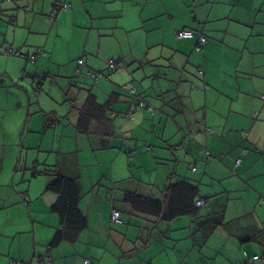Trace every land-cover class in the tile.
<instances>
[{
    "label": "crops",
    "instance_id": "1",
    "mask_svg": "<svg viewBox=\"0 0 264 264\" xmlns=\"http://www.w3.org/2000/svg\"><path fill=\"white\" fill-rule=\"evenodd\" d=\"M56 1L0 0V33L11 35L0 34V44L4 42L7 55L0 54V95L10 88L9 77L14 82L24 79L29 81L23 87L31 102L28 101L26 117L18 108L20 103L17 101L18 107L13 104L15 112L10 124L5 123L0 112V143L19 142L21 135L24 144L31 143L32 129L45 124L33 121L36 112L44 108L42 102L37 106L35 97L45 92L46 83L54 82L56 77L42 79L44 74L36 72L35 65L39 57H49V53L39 54L34 61L31 53L25 54V61L15 53L8 54L7 47L27 53L34 43L18 44V36L33 33L36 25L44 26L46 20L38 24L39 17L51 15ZM63 1L70 8L59 10L45 41H50L53 32L62 34L60 19L73 20L69 28L81 23L97 29L96 54H89L85 47V53L67 56L66 61L57 63L63 69L61 82H73L81 69L97 74L99 80L87 78L90 81L86 82L92 87L97 84L96 100L102 108L97 112L88 110L86 99L79 101L80 106L69 112V123H59L57 118V123L51 120L46 128L56 129L54 138L64 147L65 163H70L67 170L61 168L57 154L58 170L75 178L81 192H88L92 204L97 197V219L88 215L87 229L50 247L61 225L59 215L52 211L56 195L47 190L51 175L31 173V185L37 186L32 193L29 188L18 189V173L0 171V264H239L246 257L262 254L264 217L256 215L255 207L264 211V192L251 179L257 177V184L264 188V0ZM182 29L207 37L202 52L196 50L197 38L177 37ZM119 31L125 33L127 42L140 43L142 51L131 46L128 53L111 56L125 75L122 71L102 70L104 63L100 64L98 58L106 46L115 44L113 36ZM145 38L155 42L148 46ZM201 66L204 75L199 73ZM33 72L41 83L33 79ZM130 82L137 93L157 107V113L137 107L134 120L128 118L132 95L123 85ZM86 112L95 116L84 115ZM106 118L113 119L110 136L98 132L97 123ZM71 144L76 148L68 149ZM204 147L215 157L222 155L221 159L207 160ZM8 154L0 151V161ZM133 158L148 159L162 173L147 180L142 175L133 178L129 173H115V162L120 165L128 160L133 166ZM240 158L242 165L237 168ZM50 161L51 155L43 157L45 165ZM94 166L97 171L83 173V168ZM143 167L149 169L147 165ZM249 173L254 174L247 177ZM175 180L199 186L197 199L204 203L196 212L166 221L138 213L124 202L127 190L161 199L169 182ZM85 185H89L87 190ZM250 189L256 190L253 200ZM27 192L32 195L29 201ZM41 196L45 201L36 203ZM117 201L124 205H117ZM114 208L121 209L124 224L112 223ZM126 215L131 217L129 223L134 224V229L122 227L128 221ZM154 222L161 233L142 229L144 225L154 226ZM113 226H121V230ZM214 238L219 242L218 254L208 243ZM255 264L263 262L257 260Z\"/></svg>",
    "mask_w": 264,
    "mask_h": 264
},
{
    "label": "rangeland",
    "instance_id": "2",
    "mask_svg": "<svg viewBox=\"0 0 264 264\" xmlns=\"http://www.w3.org/2000/svg\"><path fill=\"white\" fill-rule=\"evenodd\" d=\"M22 1V0H20ZM68 4L67 2H65ZM69 7L66 9L61 10L62 11H68L70 8V4H68ZM21 7L24 6L23 2L20 4ZM56 13L54 15V18H52L53 11L50 14L46 13V17H39L38 24H40L42 21L46 20V24L44 26L42 25H36L33 28V33H20L23 35L22 38L21 36H18V44L24 43V45L27 46V43H34L31 48H28V52H24L21 49H14L11 45H8V47L13 48V54L15 53V57L17 58H22L25 61L26 60V55H33L31 58V61L35 60V57L37 59V56H47L49 53V57L46 58H41L39 57L37 60V66L36 67V72L41 71L44 75L42 76V79L45 78H50V77H56V80L54 82H47L44 89L45 92H40L36 97V102L38 106V102H42L43 107H40L43 110H38L36 115L34 116L33 121L39 123V122H45V124L37 125L32 129V142L31 143H23L22 140V135L21 139L19 142H13V143H0V151L9 153L8 155L5 156L4 160L0 161V171L2 173H18V176L16 177V182L18 184V189L19 190H29L34 193L37 186L36 184H32V179L29 178L31 173H33V165L37 168H52L51 166H57V160L59 157V166L61 168H64V170H67V166H70V163H65L64 161V147H62V144L54 138L56 134V129L52 128L50 129L48 126L46 128V123H50L51 120H53V123H57V118H59V123L65 122L69 123L71 113L70 110L73 109V107L78 105L79 101H84L85 99H88V96H91L92 94L97 97V84H95L93 87L92 85L88 84L86 81H90L89 79L87 80L86 77H83L82 80L78 79L79 76H77L76 80L73 82H61V76H62V66L58 65L57 62H63L67 60V56L72 57V55H77L78 54H83L85 53L84 48H87V51L90 52L89 54H92L93 51H95V54L97 53L96 47H97V29H90L87 28V26L82 25L81 23H76L77 27H72L69 28V25L73 23V20H70L69 18L65 19H60V22L62 23L63 27V32L60 36L63 37V39L58 36L55 32H53L50 35V41L46 42L45 39L47 38V34L50 32V26L54 23L55 20H57L58 15L60 14ZM7 19V17H6ZM116 21V19H114ZM78 21H80V18L78 17ZM124 30V29H123ZM1 35H6V36H11L9 35L10 33H0ZM115 37L113 36V39L115 41V44L111 46H106L107 50L104 51V53L98 57L100 60V64L104 63L105 69L108 71L111 70L109 68V60H111V56H114L115 53L117 52H124L128 53L132 47L134 46V49H140V43L137 44L136 41L133 42H127L126 41V35L124 32H118L114 33ZM57 37V40L54 41V38ZM59 38V39H58ZM148 40V43H147ZM155 42V40L152 39H147L145 38V43L150 46ZM17 44V48H19V45ZM71 46L70 48V55H68V47ZM139 46V48H137ZM146 45L144 44V47ZM7 47V48H8ZM22 47V46H21ZM5 48L4 42H1L0 44V54L6 55L3 52ZM23 48V47H22ZM148 49V47H146ZM153 47L152 49H154ZM43 49V50H42ZM151 49V50H152ZM26 54V55H25ZM1 56V55H0ZM7 56V55H6ZM109 59V60H108ZM116 59V58H115ZM114 60V59H113ZM114 72L117 71H122L124 75L126 74L125 70L123 68H118L117 70H113ZM33 76V79L36 78V81L41 83L40 77H36V73H31ZM127 80L130 81L129 77L126 76ZM11 81V86L10 88H7L2 92V95H0V112L2 111V116L3 120H5V123L10 124L12 122L13 118V113L15 110H13L12 106L13 104L17 103V101L20 103V110L25 114V117L27 116L28 112V104L31 103L29 101V96L24 89L23 86L28 85L29 81H25L24 79L18 80V81H13L9 77ZM92 79L97 81V76H92ZM99 80V78H98ZM17 83V84H16ZM51 85L49 86V84ZM103 83V82H101ZM132 82L129 83L131 85ZM61 85V87H60ZM124 85H127L124 84ZM123 85V86H124ZM63 86V87H62ZM65 87V88H64ZM92 87V88H91ZM63 88V89H62ZM19 89V90H18ZM94 91L96 93H91V91ZM100 92H103V88L99 87ZM33 91V90H32ZM18 93V94H17ZM32 97V93L30 94ZM29 101V103H28ZM83 103V102H82ZM80 105H78L79 107ZM35 108V109H36ZM13 115V116H12ZM73 117L75 114H72ZM59 126V124L57 125ZM171 132V129L168 130V133ZM209 133H214L213 127L209 126ZM15 138V135H13V139ZM64 146V145H63ZM68 149H73L76 148L75 145L71 144L67 146ZM82 148V145H81ZM86 149L88 146L86 145ZM67 149V150H68ZM52 151H57V152H52ZM58 154V157L56 156ZM51 155V161L49 162L50 165H45L43 162V157L46 156L48 157ZM127 159H128V154H125ZM204 155V154H203ZM222 155H218L215 157L213 154V158H216L219 160L221 159ZM206 158V156L204 155ZM211 160V159H209ZM133 162L135 165L130 166V163H128V160L123 162L122 164L119 165L118 162H115V173H129V175H133V178H137L138 176H143L144 179H149V177L153 176L155 179L157 178L158 173H162V170L159 168H154L153 166L156 165H151L148 161V159H143V161H140V159L133 158ZM105 163V162H104ZM108 164L111 165L110 162H107ZM147 165V168L145 169L143 166ZM94 169V171H97V166L94 167H85L83 168V173H88L89 170ZM108 169H111V167H108ZM224 173H220L219 175L223 176ZM254 173H249L247 177L252 176ZM24 175V176H23ZM19 182H18V180ZM24 178V179H23ZM52 180V176H51ZM253 182L256 183V186L264 192V188H262L260 185L257 184V177L251 179ZM88 181V179L86 180ZM145 181V180H143ZM146 182V181H145ZM128 183V182H127ZM130 184V183H128ZM216 185H218V181L216 182ZM47 186V185H46ZM142 186H146V184H143ZM89 188V185L87 186ZM87 187L85 185V190H87ZM203 187V186H202ZM147 188H142V191L146 190ZM214 191V190H213ZM255 189H250V197L255 199ZM29 192V191H28ZM27 192V200L29 201V197L32 195H29ZM203 193V190H202ZM147 194V193H144ZM213 194V193H212ZM52 195V194H49ZM25 196V197H26ZM204 196V194L202 195ZM90 197V196H89ZM84 202L82 203V210L88 215H91L94 220L97 219V197L95 196L93 198V204L91 201L88 199V192L87 191H82V199ZM264 201V199H261ZM37 201L43 202L45 201V198L43 196L39 197ZM116 201V200H115ZM111 202V201H110ZM119 201L116 202L117 205H124V203H118ZM28 205V203H25ZM92 204V206L90 205ZM256 210V215H260L264 217V211L260 210V208L257 206ZM128 218V221L126 222L125 225H123V228L130 227L131 229H134V224H130V216L126 215ZM126 218V219H127ZM112 225V224H111ZM121 226H113L115 229H119ZM142 228V227H141ZM144 229V228H142ZM148 230V229H147ZM156 233H161L159 231V228L154 229ZM132 233V232H131ZM173 233V232H169ZM184 234V233H183ZM136 235V232H135ZM218 239L214 238L208 241L210 246L215 247V250L213 253L218 254V249H216V246L218 245L219 242H217ZM208 253L210 252L209 249H205ZM257 252L262 253L261 249H257ZM214 258V257H213ZM207 261V260H205ZM212 262V261H211Z\"/></svg>",
    "mask_w": 264,
    "mask_h": 264
},
{
    "label": "trees",
    "instance_id": "3",
    "mask_svg": "<svg viewBox=\"0 0 264 264\" xmlns=\"http://www.w3.org/2000/svg\"><path fill=\"white\" fill-rule=\"evenodd\" d=\"M182 30H190V29H182ZM180 30V31H182ZM194 31V30H192ZM195 32V31H194ZM178 33V32H177ZM196 33V32H195ZM178 37V36H177ZM179 38V37H178ZM197 38V45L196 50L198 52H202L205 43L207 42V37L205 42L200 43L198 42V35L196 33ZM183 39V38H179ZM184 39H193V38H184ZM114 63L113 67H110L111 70H116L119 68V64L116 60H111ZM109 61V65L110 62ZM199 73L204 75L205 69L201 66L199 68ZM99 76L94 74L91 71L83 72L82 69L78 73V79L81 78H92V76ZM128 85H124L123 89L127 90L128 94L131 96V103H130V110L127 114L128 118L134 120L135 112L137 107H143L148 109L152 114L157 113L158 109L153 104L148 102L140 93H137L136 88ZM197 88V86H196ZM264 99V95L262 96ZM85 107L87 106L88 110L97 109L100 110L102 105H100L95 95L89 96V98L84 103ZM95 113V112H94ZM87 116H95L89 112L84 113ZM98 117V115H97ZM103 123L98 122V127L100 126L99 133H102L104 136H110L112 130L110 129V122L113 121L112 118L104 119ZM202 152L207 157L206 159L213 160V155L209 149L206 147L203 148ZM242 165V158L236 161V167L239 168ZM193 170H196V167H193ZM34 175L38 174H45L51 175L52 180L48 184L47 190L55 193L56 200L52 204V211L57 213L61 219V225L56 228L55 234L53 239L50 243V247H56L59 245L63 240L68 238V236L73 235L81 230L87 229L89 227V218L88 216L81 210L80 202L82 199V192L80 190L79 184L77 180L73 177L67 176L62 174L58 168H45L42 170H38L36 167L33 170ZM137 185V184H136ZM199 186L197 184H193L187 180H175L170 181L167 185L163 198H155L146 194H142L139 191H125L124 194V202L128 204L134 211L148 215L154 219L159 220H166L170 221L175 217L192 214L197 211L199 208L198 205H202L204 201L201 199H197L199 197ZM118 211L120 213V220L121 222H116L113 219V212ZM112 223L115 225H122L124 224V219L122 217L121 209L114 208L112 210ZM153 224V223H152ZM144 229L153 230L158 227L154 222V226H142ZM255 256H258V259L254 261V264L257 260L263 262L264 264V251L262 254L254 255L253 257L249 258L246 257L245 261L239 264H251L250 261L254 259Z\"/></svg>",
    "mask_w": 264,
    "mask_h": 264
},
{
    "label": "built area",
    "instance_id": "4",
    "mask_svg": "<svg viewBox=\"0 0 264 264\" xmlns=\"http://www.w3.org/2000/svg\"><path fill=\"white\" fill-rule=\"evenodd\" d=\"M68 7H69V5L66 4L63 0H57L56 3H55V11L56 12L59 11V10L66 9ZM55 11L53 12L52 18H54V15L56 14ZM177 36L179 38H183V39L184 38H194L196 36V33L194 31H192V30H182V31H178ZM205 40H206V36L205 35H203V34H199L198 35V42H199V44L205 42ZM12 52H13V48L12 47H8L7 48V53L10 54ZM79 63L82 65L83 64V61L80 60ZM109 66L110 67H113L114 66V63L111 61ZM119 216H120V213L118 211H114L113 212V219L116 222H121ZM256 259H258V256H255L254 259L252 261H250L251 264H254V261ZM86 264H88V262H86Z\"/></svg>",
    "mask_w": 264,
    "mask_h": 264
},
{
    "label": "clouds",
    "instance_id": "5",
    "mask_svg": "<svg viewBox=\"0 0 264 264\" xmlns=\"http://www.w3.org/2000/svg\"><path fill=\"white\" fill-rule=\"evenodd\" d=\"M56 3V2H55ZM55 11V6H54V10H53V12ZM56 12V11H55ZM59 11H57L56 13H58ZM10 54H13V53H10Z\"/></svg>",
    "mask_w": 264,
    "mask_h": 264
},
{
    "label": "bare ground",
    "instance_id": "6",
    "mask_svg": "<svg viewBox=\"0 0 264 264\" xmlns=\"http://www.w3.org/2000/svg\"><path fill=\"white\" fill-rule=\"evenodd\" d=\"M43 50V49H42ZM5 54V52H3Z\"/></svg>",
    "mask_w": 264,
    "mask_h": 264
}]
</instances>
